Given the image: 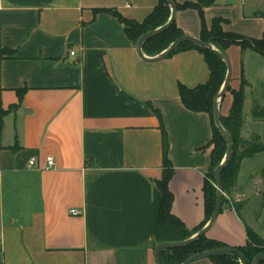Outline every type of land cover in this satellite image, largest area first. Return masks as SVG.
I'll list each match as a JSON object with an SVG mask.
<instances>
[{"label":"crops","instance_id":"1","mask_svg":"<svg viewBox=\"0 0 264 264\" xmlns=\"http://www.w3.org/2000/svg\"><path fill=\"white\" fill-rule=\"evenodd\" d=\"M158 1L0 0V50L9 51L0 58V264H156L161 194L154 181L162 174V138L154 110L169 141L171 213L189 231L203 222L212 126L207 114L184 108L178 95L179 84L192 89L208 81L203 56L187 50L146 63L118 18L98 12L114 10L141 23ZM263 4L215 0L204 10L205 24L222 18L224 32L260 39L264 22L253 14ZM175 24L199 39L196 11H177ZM225 54L232 90L242 62L243 120L247 113L253 124L252 108L262 100L250 84L247 60H260L264 79V57L241 54L237 46ZM231 103L226 92L221 116ZM243 128L242 138L249 136ZM46 157L54 168L45 170ZM31 158L37 160L32 168ZM245 161L231 192L244 205L241 220L224 204L205 234L230 248L245 245V226L264 240V196L244 195L251 182Z\"/></svg>","mask_w":264,"mask_h":264},{"label":"trees","instance_id":"2","mask_svg":"<svg viewBox=\"0 0 264 264\" xmlns=\"http://www.w3.org/2000/svg\"><path fill=\"white\" fill-rule=\"evenodd\" d=\"M214 4L215 0H195L194 2H184L183 4L175 3V6L177 11L191 9L198 13L201 21L199 40L205 43H211L219 53L226 55L225 53L230 47L237 46L240 49L241 54L246 50H249L264 57V30L260 39H251L234 33L224 32L222 24H227L228 21L222 18H214L211 20L210 26H206L204 10L214 6ZM98 12L108 13L118 18L123 24L126 36L134 45L137 39L143 34L163 26L170 16V10L164 0H159L157 5L141 23L123 19L114 10H99ZM253 16L261 18L264 22V12H255ZM181 36H183V33L174 22L168 30L143 44L142 52L147 56L155 57ZM187 50H196L202 54L209 72L208 81L203 85H199L192 89H188L180 84L178 85L179 99L184 108L193 113L207 114L212 126V137L209 142L211 148L210 170L204 178L202 185L204 197V220L198 227L189 231L185 228L183 223L171 213L173 197L168 189V184L173 175V168L168 159L169 141L164 126L161 123L158 111L154 110V113L160 121L162 138V174L160 180L154 181L156 188L161 194V202L154 229L155 246L159 243H174L189 239L207 224L214 210L216 200L213 172L221 163L226 152V143L213 122V101L223 84L226 75V66L224 62L210 50L198 48L188 43L180 45L170 56H168V58ZM6 52L9 53L7 50H0V58H2V55ZM246 87L247 81L244 78L243 66L240 61L239 86L236 90H232L228 87L227 93H230L232 97L231 107L226 117L220 116V123L224 130L230 135L233 145L230 161L221 173L222 193L225 194H227L235 185L242 162L251 159L264 151V147L261 144L259 137L252 136V139L249 140H245L241 137V129L244 122V90ZM17 93L20 102L24 90H20ZM4 114L5 112L0 107V132L2 129V118ZM251 117L255 121L264 120V108L254 105L251 111ZM239 148L241 149L238 152L237 149ZM224 204L228 203L222 196V207ZM242 207L243 203L232 204V210L240 220ZM245 230V245L234 249L241 253L247 264H251L252 260L257 255L264 253V240L249 227L245 226ZM221 248H227V246L220 242L210 240L204 235L186 247L162 251L160 253V259L162 264H181L192 255ZM209 260L213 264H239L234 257H217ZM261 264H264V262Z\"/></svg>","mask_w":264,"mask_h":264},{"label":"water","instance_id":"3","mask_svg":"<svg viewBox=\"0 0 264 264\" xmlns=\"http://www.w3.org/2000/svg\"><path fill=\"white\" fill-rule=\"evenodd\" d=\"M165 3L167 4L169 10H170V16L168 21L161 27L151 30L142 36H140L136 43H135V51L137 56L144 62L146 63H155L162 61L168 56H170L180 45L184 43L191 44L195 47L202 48V49H207L213 52L221 61L224 62L226 66V75L223 81V84L217 93L216 97L214 98L213 101V122L214 126L224 139L226 143V152L225 155L221 161V163L214 169V179H215V188H216V200H215V206L214 210L212 212V215L207 222V224L196 234H194L192 237L189 239H186L181 242H174V243H169V242H164V243H159L155 246L154 248V257H155V262L156 264H162L161 259H160V253L164 250H173L177 248H183L186 247L193 242H195L198 238L204 236L206 232L210 229V227L214 224L216 221V218L220 214L221 207H222V185H221V173L224 170V168L227 166V164L230 161L232 150H233V145H232V140L230 135L224 130L220 123V112H219V106L220 102L223 99L225 93L227 92V89L229 87L230 81H231V76H232V67L230 64V61L228 57L224 54L219 53L212 45L211 43L207 42H202L199 39L183 35L173 41L165 50H163L160 54L153 58H148L144 55L142 52V46L145 44L147 41L150 39L156 37L157 35L161 34L162 32L168 30L173 23L175 22L176 18V6L173 0H164ZM217 257H234L237 259L239 264H247L244 257L239 253L236 249L234 248H221V249H216V250H211V251H205L202 253H198L195 255L190 256L187 258L183 263L181 264H191L196 261L204 260V259H211V258H217ZM264 262V253L257 255L253 260L251 264H261Z\"/></svg>","mask_w":264,"mask_h":264},{"label":"rangeland","instance_id":"4","mask_svg":"<svg viewBox=\"0 0 264 264\" xmlns=\"http://www.w3.org/2000/svg\"><path fill=\"white\" fill-rule=\"evenodd\" d=\"M228 2H235L236 0H227ZM246 9H249L246 7ZM257 12H264V4L262 7L258 5ZM261 65L260 60L256 58H251L250 60H247V68H248V77L250 80V84L252 87H254V91L258 94L257 97L262 100V102L259 105V107L264 106V79L261 77ZM246 90V88H245ZM244 90V91H245ZM244 99H245V92H244ZM264 108V107H262ZM221 116V115H220ZM227 116V115H226ZM222 116V117H226ZM251 118L246 113L245 116V122H244V134L249 136H244L243 139L249 140L252 139V136H257L260 139L261 144L264 147V120L256 121L252 124L250 122ZM242 131V130H241ZM242 137V134H241ZM241 148L237 149L238 152ZM245 172H248L245 175H249V178L251 179L250 183H245L244 187L246 185V188L244 189V195L247 197L252 195L255 197V199L260 200L262 196H264V151L256 156H254L251 159H247L245 161ZM247 168V169H246ZM242 173V171H240ZM239 175V177L244 176L243 174ZM247 180V179H246ZM248 181V180H247ZM255 182V183H254ZM237 183V181H236ZM235 183V185H236ZM235 185L228 191L227 194L223 193L224 199L227 201L228 205L232 208V204L234 205V198L231 196V192L233 191ZM253 198V197H252ZM264 199V198H263ZM240 203V202H239ZM242 203V202H241ZM238 204V203H236ZM244 206V205H243ZM243 208V207H242Z\"/></svg>","mask_w":264,"mask_h":264},{"label":"built area","instance_id":"5","mask_svg":"<svg viewBox=\"0 0 264 264\" xmlns=\"http://www.w3.org/2000/svg\"><path fill=\"white\" fill-rule=\"evenodd\" d=\"M70 56H74V53L71 52L70 53ZM37 165V160L36 158H31L29 161H28V167L32 168L34 166ZM55 166V163H54V159L52 157H46L45 158V170H49V169H52L54 168ZM70 214L73 215V216H77L80 214L79 211H76V210H72L70 211Z\"/></svg>","mask_w":264,"mask_h":264}]
</instances>
